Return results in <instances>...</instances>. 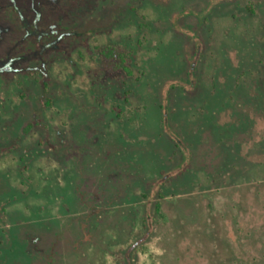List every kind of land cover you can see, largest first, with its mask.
Returning <instances> with one entry per match:
<instances>
[{"label": "rangeland", "instance_id": "obj_1", "mask_svg": "<svg viewBox=\"0 0 264 264\" xmlns=\"http://www.w3.org/2000/svg\"><path fill=\"white\" fill-rule=\"evenodd\" d=\"M0 264H264V0H0Z\"/></svg>", "mask_w": 264, "mask_h": 264}]
</instances>
